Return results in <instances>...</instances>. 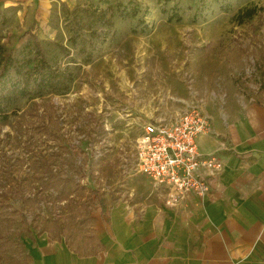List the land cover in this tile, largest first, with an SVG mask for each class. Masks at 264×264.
Wrapping results in <instances>:
<instances>
[{
  "label": "rangeland",
  "instance_id": "374dc122",
  "mask_svg": "<svg viewBox=\"0 0 264 264\" xmlns=\"http://www.w3.org/2000/svg\"><path fill=\"white\" fill-rule=\"evenodd\" d=\"M107 1L59 0L47 22L29 25L14 17L18 5L0 0L8 16L0 43L16 49L33 34L50 61L73 74L66 93L26 97L0 115V197L7 201L0 236L8 241L0 247V264L26 260L29 234L36 237L41 221L63 215L74 183L95 189L98 198L114 190L115 173L132 169L143 123L185 112L209 118L225 108L227 93L264 101V0H228V11L220 0H132L141 8L132 18L117 14V4L128 0ZM76 7L112 20L108 31L95 26L90 62L68 41L77 23L89 37V19ZM249 7L252 17L244 13ZM65 8L75 10L66 15ZM140 19L147 28L133 30ZM42 159L66 182L52 187L47 178L36 179ZM82 201L88 203L87 196Z\"/></svg>",
  "mask_w": 264,
  "mask_h": 264
},
{
  "label": "crops",
  "instance_id": "0c3cea01",
  "mask_svg": "<svg viewBox=\"0 0 264 264\" xmlns=\"http://www.w3.org/2000/svg\"><path fill=\"white\" fill-rule=\"evenodd\" d=\"M58 1L4 4L18 5L14 17L30 25L47 22ZM225 105L210 112V131L197 137L199 152L215 153L222 163L208 178L205 195H178L169 185L121 168L114 190L88 205L93 223L61 239L30 233L26 260L19 262L264 264V101L227 93Z\"/></svg>",
  "mask_w": 264,
  "mask_h": 264
},
{
  "label": "trees",
  "instance_id": "16d2710c",
  "mask_svg": "<svg viewBox=\"0 0 264 264\" xmlns=\"http://www.w3.org/2000/svg\"><path fill=\"white\" fill-rule=\"evenodd\" d=\"M220 6L223 10L228 11L230 3L228 0H220ZM103 3H108L107 0H102ZM81 12L82 17L89 19L88 23V36L82 34L83 26L79 23L74 24L75 29L69 28L70 36L68 38L69 43L78 49L79 53H84V61L90 62L92 56V49L94 44L92 42L93 37H96V25L101 28H105L107 31L112 26V20L106 16L103 11L89 10L83 7H76ZM75 9L70 10L65 8L66 15L72 13ZM141 8L137 3L132 0H128L125 3L117 4V14L121 18H132L140 14ZM246 17H252L255 14L253 8L249 7L244 10ZM175 14V15H174ZM171 16H176L177 20L180 16L177 12H174ZM173 18V17H170ZM141 21V22H140ZM136 23V28H140V31H144L147 25L140 19ZM8 22V16L3 10H0V24L5 25ZM106 36V35H104ZM105 38V37H104ZM87 44H91V50L87 49ZM60 51L68 55L69 51L66 47L60 45ZM73 80V74L66 67H61L56 63L50 61L47 57L43 46L40 44L35 35L30 34L25 43L16 49L8 48L4 44L0 43V115L6 114L8 108L17 100L30 97L40 96L44 92L54 93H66ZM264 91V84L262 86ZM256 102H261V98ZM36 179L41 181L44 177L48 180L45 181L48 186L58 187L65 179L52 174L45 166V160L40 161V168L37 170V174L34 175ZM71 194L72 197H69ZM2 195V194H1ZM87 196V202L84 203L82 198ZM98 199V194L95 189L87 188L80 183H74L71 185V193L67 195V205L63 212V215H59L57 219H49L48 221H41L39 227L40 231H46L52 239H61L67 237L72 232H77L76 228L82 224L93 223L95 219L90 214V210L87 209L90 202ZM7 207V201H5V194L0 197V211ZM37 227V225L35 226ZM71 227V228H70ZM70 228L72 231H67ZM81 236V233H79ZM94 238V236H91ZM4 238V237H3ZM0 236V247H2L8 241ZM67 239V238H66ZM16 264H25L16 261Z\"/></svg>",
  "mask_w": 264,
  "mask_h": 264
},
{
  "label": "built area",
  "instance_id": "2783aa9c",
  "mask_svg": "<svg viewBox=\"0 0 264 264\" xmlns=\"http://www.w3.org/2000/svg\"><path fill=\"white\" fill-rule=\"evenodd\" d=\"M209 131V118L196 112L182 113L167 122L143 123L135 139L131 171L155 184L171 186L178 195H205L208 178L222 166L215 153L198 150L197 137Z\"/></svg>",
  "mask_w": 264,
  "mask_h": 264
}]
</instances>
